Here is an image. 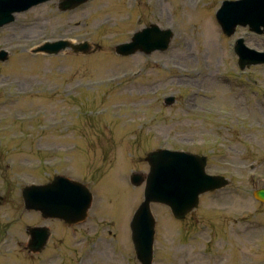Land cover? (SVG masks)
<instances>
[{"label": "rangeland", "instance_id": "rangeland-1", "mask_svg": "<svg viewBox=\"0 0 264 264\" xmlns=\"http://www.w3.org/2000/svg\"><path fill=\"white\" fill-rule=\"evenodd\" d=\"M166 1L156 7V0H90L59 12V0H50L0 28V49L9 51L0 62V139L15 138L3 155L16 164L33 159L21 168L4 164L0 171V193H6L5 181L11 183L0 205L1 251H6L1 264H37L23 250L25 225L37 218L23 210L20 188L50 172L34 169L41 177L33 171L31 164L47 156L37 158L38 150L54 153L65 146L56 153L71 159L75 174L88 178L96 171L94 177L100 178L95 197L102 211L94 204L87 224L98 231L76 244L79 237L56 225L54 252L42 261L53 256L51 264H139L128 223L142 201L143 185L131 186L129 175L148 172L145 156L151 149L204 155L210 174L238 172L233 165L243 164L264 173V67L240 70L233 51V38L248 27H237L227 37L211 1ZM150 23L172 29L166 51L115 54L113 46ZM243 37L247 46L264 51V34ZM208 38L214 49L207 46ZM59 39L87 40L90 50L93 43L100 48L88 55L72 54L70 48L56 56L32 55L42 41ZM153 59L165 63L166 71ZM113 74L117 78L105 85L104 78ZM168 95L175 96L169 106L163 101ZM230 95L238 96V107L227 100ZM59 122L60 127H51ZM58 155L46 159L57 161ZM256 186L231 181L219 200L216 193L202 195L198 208L181 221L153 204V264H264V205L250 196ZM2 230L8 231L3 238ZM80 249L88 255L82 262Z\"/></svg>", "mask_w": 264, "mask_h": 264}, {"label": "water", "instance_id": "water-1", "mask_svg": "<svg viewBox=\"0 0 264 264\" xmlns=\"http://www.w3.org/2000/svg\"><path fill=\"white\" fill-rule=\"evenodd\" d=\"M43 1L47 0H0V3H4V7L0 9V26L13 20L12 12L25 10ZM84 1L86 0H61L59 9L74 8ZM262 15H264V5L258 4L255 0H242L224 2L217 13V19L223 30L229 35L232 32L231 27L236 23H248L252 29L259 31L258 27L261 24L264 26V21L260 20ZM170 38L169 32H161L152 25L150 28L135 33L130 43L119 45L116 52L121 55H129L136 51L148 54L155 49L165 50ZM67 45L66 42H57L48 44L41 50L57 53ZM73 49L87 52L88 45L80 44L73 46ZM244 51V48L238 47L241 58ZM4 58V54H1L0 59ZM261 62H264V59L256 57L253 63ZM250 63V61L246 63L242 59L240 61L241 66ZM169 99L172 100V98ZM146 160L150 166V172L147 175L144 201L130 223L132 241L141 264H151L152 261L155 221L150 212V203L165 204L171 209L175 218L183 219L197 206L200 193L213 191L226 185V181L222 177L210 176L205 173L206 158L203 156L157 150L149 153ZM132 181L138 185L142 179L133 174ZM256 195L264 200V191H259ZM23 197L26 209L41 210L44 216L59 217L69 224L85 218L91 201V195L86 188L74 185L60 177L45 187L25 188ZM28 233L32 238L29 249L34 251L37 245V231L31 228Z\"/></svg>", "mask_w": 264, "mask_h": 264}, {"label": "flooded vegetation", "instance_id": "flooded-vegetation-1", "mask_svg": "<svg viewBox=\"0 0 264 264\" xmlns=\"http://www.w3.org/2000/svg\"><path fill=\"white\" fill-rule=\"evenodd\" d=\"M44 222H47L49 225L52 224V220H43V219H40L38 223V226L39 225H44ZM76 229L75 227L73 228H70L69 230L72 231L73 233L76 232ZM98 231V227L96 225H93V226H89V225H85L84 227H81L80 228V234H84L85 236L87 234H89L90 232H92L93 234H95L96 232ZM52 238H53V235L51 236V238L49 239L48 241V244L46 245V247L41 251L40 254H37V255H33V257L39 261L40 258H45L48 254L51 253V250L52 248L54 247L53 244H50V242L52 241ZM51 262L48 261L47 263ZM43 263V262H41Z\"/></svg>", "mask_w": 264, "mask_h": 264}, {"label": "bare ground", "instance_id": "bare-ground-1", "mask_svg": "<svg viewBox=\"0 0 264 264\" xmlns=\"http://www.w3.org/2000/svg\"><path fill=\"white\" fill-rule=\"evenodd\" d=\"M162 2L164 1L166 4L167 3H169L168 1H166V0H161ZM183 1V3L185 2L187 5H190L189 3H192V5L194 4V0H182ZM164 3V4H165ZM163 4V3H162ZM156 7H159V0H156ZM155 7V8H156ZM157 9V8H156ZM160 10V9H159ZM207 42H208V47L209 48H212V49H214L215 48V42L212 40V39H207ZM135 59L137 60V58L135 57ZM114 76L116 75V74H113ZM216 98V97H215ZM223 100H225V97L223 98ZM227 100L231 103V105L232 106H234V107H238L239 105H240V103L241 102H238L239 101V98H238V96H236V95H230L229 97H227ZM189 102V101H188ZM238 102V103H237ZM193 102H189L188 103V105H187V107L188 108H190L191 107V104H192Z\"/></svg>", "mask_w": 264, "mask_h": 264}]
</instances>
